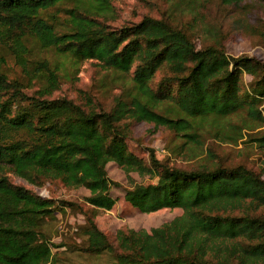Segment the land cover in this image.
I'll return each mask as SVG.
<instances>
[{
	"label": "trees",
	"instance_id": "obj_1",
	"mask_svg": "<svg viewBox=\"0 0 264 264\" xmlns=\"http://www.w3.org/2000/svg\"><path fill=\"white\" fill-rule=\"evenodd\" d=\"M113 1L0 0V167L30 184L56 180L85 188L86 203L107 211L115 205L110 189L118 186L108 177V164L157 179L126 190V201L142 213L183 214L147 240L119 232L114 245L91 217L80 228V250L115 254L114 264H237L222 258L221 248L229 244L247 259H264V218L250 214L264 211L261 174L245 166L183 170L160 162L153 151L147 164L127 146L132 123L170 131L199 156L205 138L243 139L251 123L264 124V61L232 58L220 44L197 48L172 25L173 10L163 19L112 29L105 20ZM67 2L73 6L63 9L70 19L61 30L58 14ZM8 59L19 74L10 69L9 75ZM89 60L126 83L109 110L92 99L80 105L51 98L60 88V66L78 68ZM245 75L252 78L249 85ZM36 84L39 91L29 95ZM54 206L0 176V264H60L42 231ZM166 237L176 238L170 243Z\"/></svg>",
	"mask_w": 264,
	"mask_h": 264
},
{
	"label": "rangeland",
	"instance_id": "obj_2",
	"mask_svg": "<svg viewBox=\"0 0 264 264\" xmlns=\"http://www.w3.org/2000/svg\"><path fill=\"white\" fill-rule=\"evenodd\" d=\"M179 3L180 6L175 8ZM72 6V3L67 2L59 11L58 20L62 23L59 29L66 30L70 16L63 9ZM112 7L113 11L105 20L112 29L135 25L146 17L163 19L173 10L172 25L186 31L197 48L220 44L232 58L249 56L264 61V0H246L240 5L230 6L223 5L221 0H114ZM47 58L51 62L61 61L50 54H47ZM60 67L61 84L52 99L64 98L80 105H86L88 99H92L95 107L109 110L114 98L119 96L121 88L126 85L113 81L114 75L103 70L94 60L82 62L78 68L67 65ZM6 69L9 75L10 69L16 74L20 71L11 59H8ZM163 73H159L155 82L160 80ZM127 79L131 80L129 76ZM244 80L249 85L252 78L245 75ZM39 89L40 85L36 84L32 90L27 91L33 95ZM250 126V130L244 131V138L236 143L205 138L199 156L190 150L192 145H184V141L170 131L156 129L145 123H132V135L127 146L129 152L147 164L153 151L160 162L174 168L195 170L202 165L227 168L245 166L264 178V143L261 141L264 137V124L254 122ZM106 170L110 181L118 184L110 189L109 195L115 200V205L108 211L87 204L86 198L90 192L85 188H69L56 180L30 184L5 167H0V176H6L13 186L24 188L55 203L56 212L51 219H47L42 231L49 238L53 254L60 264H114L115 254L94 256L80 250L83 247L80 228L89 217L116 245L115 239L119 232L134 231L139 239L147 240L154 231L183 213L180 209L140 212L126 201V190L138 185L154 184L157 179L141 177L137 173L127 174L114 163L108 164ZM250 214L264 218V211H250ZM171 238L176 237H166L167 242L172 243ZM60 245L63 247L58 248ZM221 253L223 259L237 264H264V259L245 258L235 244L221 248Z\"/></svg>",
	"mask_w": 264,
	"mask_h": 264
}]
</instances>
